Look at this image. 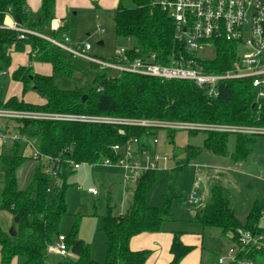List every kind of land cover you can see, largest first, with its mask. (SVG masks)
Returning a JSON list of instances; mask_svg holds the SVG:
<instances>
[{
    "label": "trees",
    "instance_id": "obj_1",
    "mask_svg": "<svg viewBox=\"0 0 264 264\" xmlns=\"http://www.w3.org/2000/svg\"><path fill=\"white\" fill-rule=\"evenodd\" d=\"M119 0L114 16L118 36L131 40L130 49L137 55L155 53L161 63H172L174 59L189 57L181 40L177 38L175 24L163 0ZM56 0H42L39 10L29 9L27 0H0V69L11 63L13 50L31 48L30 58L49 62L53 71L60 75L73 76L76 67L68 62L66 51L50 41L29 34L20 38L18 31L2 27L6 13L21 23L44 33L58 35L51 22L55 17ZM68 22H64L63 27ZM237 57L235 45L224 39L215 41L213 57H198V61L209 71L222 72L232 66ZM13 79L22 82L23 91L38 90L45 98L43 103H33L18 96L0 98V106L38 109L55 113L107 115L121 118H148L214 122L235 125L264 126V98L256 101L255 87L250 78H234L221 81L217 94L191 80L163 79L138 73H114L111 68H99L94 73L90 87L74 89L60 88L53 74L35 72L31 66H19L12 72ZM87 97L83 100V95ZM14 127L39 139V149L46 155L48 166L63 180V187L51 193V174L42 163L37 168L33 183L21 188L17 170L31 158L23 150V144H12L6 152L0 150V209L19 216L14 225L15 236L2 228L0 223L1 264H10L17 255L25 257L24 264H50L48 250L60 235L61 218L67 213L66 178L75 168L70 161L98 163L104 158H116L113 149L116 143L124 144L130 137H138L141 147H150L148 138L154 127L116 122H89L77 119H22L13 122ZM172 133L177 130L171 129ZM196 132V131H193ZM231 132L207 131L204 147L233 160L245 159L252 151L255 134L235 133V148L228 149ZM174 136L172 135V140ZM201 147L187 145L185 157L178 168H185ZM158 179V169L142 172L135 179L132 200L126 211L114 212L115 204L108 199L101 216V229L106 236V258L103 261L92 256L88 242L78 236V225L66 235L67 249L75 255L72 264H145L150 249L133 250L131 238L142 232L160 231L165 221L172 218V205L180 193L169 189L158 205H149L147 195ZM264 206L255 201L246 220L238 217L221 185L212 190L211 201L197 212V221L203 226H217L238 245L237 256L252 260L254 264L264 262V245L250 243L241 245L238 228L262 234L261 225ZM182 231H175L169 264H180L195 247L186 244ZM68 254H66L67 256ZM58 264H66L60 261Z\"/></svg>",
    "mask_w": 264,
    "mask_h": 264
},
{
    "label": "rangeland",
    "instance_id": "obj_2",
    "mask_svg": "<svg viewBox=\"0 0 264 264\" xmlns=\"http://www.w3.org/2000/svg\"><path fill=\"white\" fill-rule=\"evenodd\" d=\"M126 3L129 5L130 1L126 0ZM88 4H77L69 9L68 26L61 32L62 34H67L73 41L90 43L91 49L88 50V53L98 57L109 58L113 56L117 47L131 45L130 39L116 34L115 4L104 5L102 0H92L91 4ZM214 48L215 46L207 48L204 57H213ZM29 51L31 48L28 51L25 49L13 50L12 63L4 66V70L0 71V98L5 99L8 95L13 94L23 96L26 100L31 101H42L44 98L36 89H30L24 93L22 84L12 78L13 64L19 65L25 61L33 70L35 69L33 62L38 60L29 59ZM18 57L24 60L18 59ZM66 57L68 62L77 69L73 76L53 72L55 83L64 89L90 87L93 84L94 73L99 69L98 65L86 58L73 56L69 53H66ZM172 135L174 136L173 140ZM154 137L158 139V142L153 141ZM206 137L207 131L203 130L192 132L179 129L172 133L171 129L165 127L154 129V134L148 138L150 149L161 156H168V161L166 163L161 162L158 168V179L148 194L150 205L160 204L171 188L180 193L173 201L174 209L179 205L183 206L184 195L195 179L202 184V187L209 188L213 181L221 185L235 205L251 197L253 191L258 193L264 188V134L254 136L252 151L243 161V166L236 168L234 166L235 160L230 156L226 157L204 147ZM35 142L39 146L38 138L35 139ZM188 144L202 149L185 168L180 169L177 167L178 161L184 162L182 159L185 157ZM234 145L235 133L231 132L228 143L229 150H232ZM5 150L8 152L7 148ZM41 163L43 167H48L46 158L38 160L32 157L27 158L19 166L17 177L22 189L33 183L34 174ZM223 165L228 167L224 168ZM66 182L67 213L61 218L59 233L67 235L75 225H78V236L90 244L92 256L97 260H99L98 257L105 260L107 245L105 233L101 229V216L106 210L109 198L115 204V213L126 211L132 200L135 179H129V188L125 189L126 180L123 170L117 166L98 162L94 164L81 163L79 168L68 174ZM49 187L51 193H55L63 187V180L51 174ZM90 187L95 188L98 192L95 194L89 191ZM249 193L250 195H248ZM239 206L241 209L238 210V215L245 219L244 210L246 206ZM14 217L15 215L11 211L0 209V223L5 231L9 232L14 225ZM168 224L178 229L202 230V225L199 223L197 225L187 224L173 220ZM219 230L206 227L204 245L212 251L210 261H218V256L227 257L231 247L238 251L236 242L229 237L221 239L222 234ZM57 239L58 237L49 246V263L58 264L62 261L66 264H72L71 260L75 258V255L70 252L67 256L62 255L56 245ZM24 261L25 257L18 255L14 264H24ZM259 264H264V262H259Z\"/></svg>",
    "mask_w": 264,
    "mask_h": 264
},
{
    "label": "built area",
    "instance_id": "obj_3",
    "mask_svg": "<svg viewBox=\"0 0 264 264\" xmlns=\"http://www.w3.org/2000/svg\"><path fill=\"white\" fill-rule=\"evenodd\" d=\"M164 8L173 18L176 35L184 44L189 57L181 56L172 63L164 64L157 60L155 53L133 55L129 46H119L113 56L98 57L88 53L91 44L73 41L67 34L54 35L37 29L28 28L12 15L10 23L3 21L2 27L18 31L20 38L32 34L42 37L58 48L73 56L90 60L99 68H111L114 73L130 72L163 79L191 80L201 87L208 88L210 94H217L221 81L234 78H250L256 92V101L264 98V0H163ZM6 17V16H5ZM51 28L58 26L51 23ZM224 39L235 45L237 57L232 66L222 72L209 71L198 61L204 57L209 47H214L215 41ZM3 71V69H0ZM22 119H77L89 122H116L137 124L150 127H165L168 129H186L188 131H227L232 133L264 134L263 125H235L214 122H200L188 120L121 118L105 115L70 114L47 112L38 109L14 108L0 106V141L5 146L17 142L23 144V152L35 159L48 158L42 154L35 139L12 126L13 122ZM156 143L158 139L154 137ZM117 157L104 158L100 163L120 167L124 172V179H136L139 174L149 169H158L161 162L166 163L168 156L154 153L150 147H141L138 137H130L124 144L113 145ZM76 169L81 162L70 161ZM47 172L56 175L51 166L45 168ZM89 191H98L90 187ZM185 201L189 205L201 202L199 181H194ZM238 239L241 245L250 243L264 245L263 235H255L249 230L238 228ZM62 255L69 253L66 235L60 234L56 241ZM238 246V245H237ZM218 264H254L252 260L240 259L234 247L229 249V256H218Z\"/></svg>",
    "mask_w": 264,
    "mask_h": 264
},
{
    "label": "crops",
    "instance_id": "obj_4",
    "mask_svg": "<svg viewBox=\"0 0 264 264\" xmlns=\"http://www.w3.org/2000/svg\"><path fill=\"white\" fill-rule=\"evenodd\" d=\"M91 1L92 0H56L55 17L51 23L54 26H58V29L61 30L60 33H58V35H61L62 34L61 32L68 26L67 25V26L63 27V24L66 21L68 22L69 9L73 8V6H76L77 4L89 5L88 3L91 4ZM41 2H42V0H27V4H28L29 9H31L34 13H36L39 10V8L41 6ZM102 2L104 5H106V4L114 5L115 4V9H116L119 0H111V1L110 0H102ZM12 19H13L12 15H10V14L6 15L5 22L10 23L12 21ZM29 48H30V46L27 45L25 47V50L28 51ZM19 52H21V51H19ZM11 56L13 58V51H12ZM28 56L30 59V51L28 53ZM12 58H11V63H12ZM18 59H23V58L18 57ZM33 63L35 66V69H34L35 72L42 73V74H52L54 72L53 66L49 62L34 61ZM23 65L29 66L28 63H26L25 61H23L19 65L13 64L12 72L15 69H17L19 66H23ZM13 80L17 81L15 79H13ZM17 82L22 84V82H20V81H17ZM22 91H23V84H22ZM13 95L18 96L19 98L26 100L23 96H19L16 94H13ZM13 95H8L7 98H5V99H8L9 97H11ZM26 101L33 102V103H43L45 101V98H43L42 101H31L28 99ZM3 146H5V145H3L0 141V150L3 148ZM5 148L8 149L9 146H5ZM234 148H235V145H234ZM234 148L232 150H230V152H232L234 150ZM245 159L235 161V165H234L235 168L237 166L242 167L243 161ZM223 166H224V168L228 167L226 165H223ZM123 174H124V172H123ZM263 180H264V178H263ZM128 181L129 180L126 181L125 189L129 188L128 187ZM194 181H198V180L195 179ZM194 181H193V183H194ZM193 183L191 184L190 188L188 189V191L184 195L183 206L179 205V207H176L174 209V205H172V212H173L172 218L163 223L160 231L142 232V233H139V234H137L131 238L130 247L133 250L145 249V248L151 250V254H150L149 258L147 259V261L145 262V264H169V262L172 258V254L170 252V247L172 244V240H173V236H174L175 231H182L183 232L181 235L182 240L186 244H190V245L195 246L181 260L180 264H218L217 260L216 261H210L212 251H211V249H207L206 246L204 245L206 227H210V228L213 227V228L220 229L219 231L222 234L221 239H225V237H229V236L226 235L220 227L203 226L200 222L197 221L196 215H197L198 211L202 210V208L211 201L212 190L216 185H219V184H216L213 181L211 183L210 187L208 188V187H202V184L199 182L200 183V191H201V202L199 203V205H189V204H187L185 199H186V196H187L189 190L191 189ZM224 193L226 195L225 188H224ZM248 195H250V193ZM227 198L229 199L230 205L234 208L237 215L239 212L238 210L241 209V207L239 205H241V206L245 205L246 206L245 210H244V212L246 214L245 219L240 218V216L238 215L240 220L245 221L247 214L250 211V209H251V207L255 201H257V200L260 201V203L264 206V201H263V199H264V188L261 191H259L258 193H254V191H253L251 197L247 198L243 202L241 201L239 203H236V205L232 202L231 198H229L228 196H227ZM147 203L149 204L148 195H147ZM173 220L179 221V222L182 221L184 223L186 222L187 224L193 223V224L197 225V223H199L200 225H202V230L201 231L200 230L199 231H190L187 229H178V228L172 227L171 225L168 224V222L173 221ZM173 223H177V222H173ZM261 225L264 226V210H263V215L261 218ZM17 256H15L13 258V260L11 261L10 264H14V261H15ZM227 256H229V251H228ZM98 258H99V260H103V259H101L102 257H98ZM0 264H1V246H0Z\"/></svg>",
    "mask_w": 264,
    "mask_h": 264
},
{
    "label": "water",
    "instance_id": "obj_5",
    "mask_svg": "<svg viewBox=\"0 0 264 264\" xmlns=\"http://www.w3.org/2000/svg\"><path fill=\"white\" fill-rule=\"evenodd\" d=\"M16 20H17L19 23L21 22V19H20L19 16H16ZM100 43H103V42H100ZM86 97H87V95L84 94V95H83V100H85ZM14 221H15L16 223L19 221V216H18V215H16V216L14 217ZM9 233H10L11 235H13V236H15V235L17 234V229H16L15 225H13V226L10 228Z\"/></svg>",
    "mask_w": 264,
    "mask_h": 264
}]
</instances>
